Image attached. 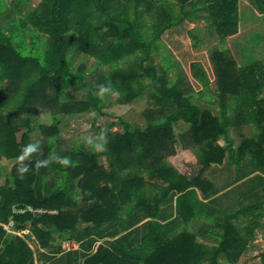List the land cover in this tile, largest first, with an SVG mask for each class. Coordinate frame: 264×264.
I'll return each mask as SVG.
<instances>
[{"label":"trees","instance_id":"16d2710c","mask_svg":"<svg viewBox=\"0 0 264 264\" xmlns=\"http://www.w3.org/2000/svg\"><path fill=\"white\" fill-rule=\"evenodd\" d=\"M30 1L11 3L19 15L27 10L25 17H13H22L21 26L15 25L21 19L11 21V7L0 13L11 17L10 31L0 26V159L13 160L0 184V264H35L30 239L50 251L71 252L57 264H236L264 227L258 180L264 171V59L237 66L214 49L217 91L203 94L174 72L172 60L145 62L161 52L165 31L185 20H209L222 41L233 36L245 17L241 0H39L33 7ZM251 3L264 13V0ZM20 29L24 39L17 41ZM22 41L30 54L21 51ZM45 44L43 53L33 54ZM74 53L94 56L97 64L89 73L85 64L74 70ZM196 73L208 86L205 69ZM72 90L82 96L68 98ZM110 93L127 105L148 96L145 123L119 117L123 129L95 125L103 141L99 150L82 142L59 145L63 118L104 113ZM40 105L53 106L50 124L33 120ZM180 121L188 130L177 133ZM249 124L255 132H242L235 143L231 128ZM33 131L46 138L42 153ZM178 140L197 157L193 175L166 158ZM103 154L108 166L99 160ZM217 167L235 173L230 184L210 178ZM242 182L250 202L215 220L209 203ZM28 205L45 211H13ZM11 220L18 230L30 225V232L7 231L3 225ZM77 236L85 240L73 251L55 244ZM100 238L110 239L92 251Z\"/></svg>","mask_w":264,"mask_h":264},{"label":"rangeland","instance_id":"374dc122","mask_svg":"<svg viewBox=\"0 0 264 264\" xmlns=\"http://www.w3.org/2000/svg\"><path fill=\"white\" fill-rule=\"evenodd\" d=\"M15 0H0V13L5 11L8 7H11V17L7 14H2L0 17V26L3 27L5 31H10V23L8 20L11 18V21L21 19L15 25H22V17L14 16H26L27 10H25L23 15H19V12L12 7L11 3ZM39 0H31L30 6L33 7ZM251 0H241L240 2V11L242 15V21L240 23L239 32L233 36L228 37L225 41L220 40V37L214 32L213 29H210L208 26L209 20L199 19L195 21L185 20L183 23L173 26L165 31L163 34L161 52L153 55V57L145 62L148 64L161 65L164 58L172 60L176 64L174 72H178L181 76L189 83L193 91H201L203 94L205 92L216 93L218 85V76L216 73V59L213 56L214 49H222L228 55L232 56L236 62L237 66L242 65L243 63H248L254 61L255 59H264V17L257 16L253 14L251 6ZM5 17V18H4ZM13 23V22H12ZM14 24V23H13ZM7 26V27H4ZM6 28V29H5ZM241 30V31H240ZM20 32L17 35L16 40L20 41L24 39L23 29L19 30ZM27 41H31L29 38ZM23 48L21 51L24 54H30L31 47H25L23 41L21 42ZM46 50V44L44 47L38 48L33 54L43 53ZM76 54L73 58V69L76 70L80 65L85 64L88 66L87 73L90 72V67L92 68L97 64L96 58L90 56L86 53H74ZM105 69L107 66H104ZM202 67L209 74L210 82L208 86H205L202 76L196 73L197 68ZM99 74V71H95L93 74L88 75V79H93L96 75ZM103 89H99V94H103ZM213 94L209 95V99ZM82 96L81 91L72 90L71 93L67 95L68 98L80 97ZM213 105H217L216 102L210 100ZM206 102L205 99H202V103ZM48 105V107L39 106L38 111L35 115H32L33 120L42 124H50L52 122V113L54 112L53 106ZM149 106V97L138 99L133 103L121 104L119 102V97L117 93H110L105 96V106L104 113H101L97 110L85 111L75 114L66 115L60 125V134L58 135V143L64 147H72L74 144H79L82 142L88 148H94L99 150L102 148L103 141L98 135L95 128L96 126H102L104 129H123V124L119 122L118 118L122 117L125 120L131 122L133 125L141 124L143 125L146 121L143 111L146 107ZM175 130L177 133L185 132L188 130V123L180 121L176 124ZM242 132L247 134H252L255 132V129L252 124L246 125L243 128H238L233 126L231 128V134L235 140V143H238L242 137ZM22 131L18 133L20 138ZM32 139L37 141L36 146H40V150L43 151V145L46 144L45 136H38L36 131L32 132ZM221 143H224V138H221ZM4 158V157H3ZM166 158L173 164L175 163L183 171H188L191 175L195 174L198 171L199 165L197 164V157L192 150L183 146L181 141H177L172 150L166 154ZM99 160L105 166H108V158L106 154L99 156ZM13 160L0 159V184L5 181L6 172L10 167L9 165ZM174 165V164H173ZM7 168V170H6ZM234 172L231 169L221 168L212 172L210 178L215 182L228 185L227 182L230 179L234 178ZM255 179V178H253ZM262 186H264V171L261 174V177L258 178ZM255 182V181H254ZM230 184V182H229ZM224 188V186H219ZM248 185L242 183H237L232 190L229 192H224L218 196L219 201H213L211 204L210 210L216 215L215 220L220 221L221 219L217 218L222 217L226 210H235L238 209L240 203H246L249 201V196L247 193ZM78 190V188H75ZM261 197L257 198V201L261 200ZM78 202L80 206L83 205V197L79 196ZM218 203V204H217ZM214 205V206H212ZM219 209L220 211H217ZM228 210L227 212H230ZM203 221L201 220V224ZM195 226V223L193 224ZM26 230L30 232V225L27 226ZM72 240V241H70ZM85 237L77 236L73 239H58L55 244H60V241L63 243H73L79 245L84 243ZM98 240V239H97ZM30 245L34 250L35 257H38L42 254L45 258L47 264H57L58 260L60 263L61 254L59 253L60 249L56 251L47 248L42 250L40 244L35 239L29 240ZM61 245V244H60ZM95 245V244H94ZM62 246V245H61ZM57 248V247H56ZM94 246L92 247V249ZM71 250V249H70ZM72 249L71 251H73ZM46 251V252H43ZM264 251V227L258 229L257 236L254 242L249 247L248 251L242 255L240 260L236 264H260L261 263V253ZM40 254V255H39ZM59 254V255H58ZM39 264L40 261L38 260ZM38 264V263H36Z\"/></svg>","mask_w":264,"mask_h":264},{"label":"built area","instance_id":"2783aa9c","mask_svg":"<svg viewBox=\"0 0 264 264\" xmlns=\"http://www.w3.org/2000/svg\"><path fill=\"white\" fill-rule=\"evenodd\" d=\"M27 210L32 211V212H35V211L43 212V211H45L44 209H41V208H35L32 205H28L25 208L18 207V206H14V208H13V211L14 212H20V213H23V212H25ZM3 226L9 232H15V233H18V234H25V233H28L29 232V230H26V229L18 230L17 228H15V223L12 220L9 221V222H7V223H4ZM62 246L65 249L69 250V249H71L72 246L76 247L77 245H75L73 243H68L67 244V243L63 242L62 243Z\"/></svg>","mask_w":264,"mask_h":264},{"label":"crops","instance_id":"0c3cea01","mask_svg":"<svg viewBox=\"0 0 264 264\" xmlns=\"http://www.w3.org/2000/svg\"><path fill=\"white\" fill-rule=\"evenodd\" d=\"M250 2H251V1H250ZM250 7L252 8V10H253V14H254V15L264 17V13L260 12L259 9H258L257 7H255V6L252 5V3H251V6H250ZM240 31H241V30H240ZM9 111H13V109H12V110H9ZM2 159H7V158L4 157V158H2ZM173 164H174L175 166H177L175 163H173ZM177 167H178V166H177ZM178 169H179L180 171H182L181 168L178 167ZM200 194H201V193H200ZM168 221H169L168 219H165V220L163 221V223L166 224ZM140 227H142V225H141ZM144 232H145V230L142 229V231H140V235H142ZM106 239H110V238H100V239H98V240L96 241V243H95L94 248L92 249V251H94V250L96 249V247L98 246L99 243L104 242ZM83 247H85V246H83ZM46 248H47V247H46ZM41 249L44 250V248H41ZM48 249H51V248L48 247ZM83 250H85V248H84ZM43 252H46V251H43ZM59 253H60L61 255H62V254L65 255V254L69 253V256L71 257V255H70L71 252H62V251H60ZM39 255H40V254H39ZM58 255H59V254H58ZM38 260L40 261V264H47V262H48V261H46V258H45L42 254L39 256V258H38V257H35V264H36V263L39 264ZM81 262H82V261H81Z\"/></svg>","mask_w":264,"mask_h":264}]
</instances>
